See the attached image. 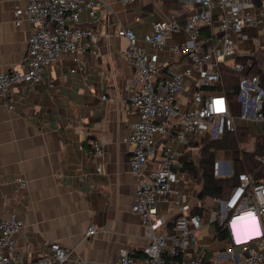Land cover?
<instances>
[{
  "label": "crops",
  "instance_id": "crops-1",
  "mask_svg": "<svg viewBox=\"0 0 264 264\" xmlns=\"http://www.w3.org/2000/svg\"><path fill=\"white\" fill-rule=\"evenodd\" d=\"M106 1L112 9L100 11L96 19L81 13V24L100 32L94 51L81 54L82 69L73 73L71 57L64 55L46 68L42 81L15 84L8 99L0 97V217L14 212L24 220L16 247L19 258L27 264L47 249L46 241L68 247L69 264H116L123 251L142 257L149 241L141 217L132 210L139 179L130 164L134 145L126 141L131 125L140 118L129 100L138 70L125 58L128 41L117 32L132 28L139 45H143V36L151 31L154 21L176 19L185 23L192 7L188 11L167 10L164 0L127 5ZM27 2L0 0V72L21 68L24 63L32 25L25 16L19 26L15 21L16 9L24 8ZM180 2L189 5L192 0ZM212 32L220 34L218 25ZM187 38L184 32L175 33L168 44ZM236 44V53L224 66L238 77L239 72L230 65L239 57H249L264 71L263 23L246 27ZM167 48L160 51L162 64L171 60ZM188 61L184 54L174 60L176 65ZM233 100L236 128L245 127L251 138L248 149L255 148L257 139L264 146L262 126L240 119V107ZM157 138L158 151L146 171L155 167L160 157L161 138ZM95 139L104 143L100 156L91 152ZM196 142L192 145H198ZM197 145L174 144L195 163L201 147ZM238 156L234 150H218L216 159L233 162ZM182 179L185 211L168 203H160L159 210L167 220L165 230L180 213H192L197 208L195 214L203 220L195 233L197 246L190 242L184 257L200 259L202 264H246L243 256L227 253L228 229L227 237L221 238L217 223L210 222L213 198L201 203L200 173L195 177L183 170ZM21 180L27 181L26 187L20 185ZM91 225L97 233L88 236ZM261 249L264 251V245Z\"/></svg>",
  "mask_w": 264,
  "mask_h": 264
},
{
  "label": "built area",
  "instance_id": "built-area-1",
  "mask_svg": "<svg viewBox=\"0 0 264 264\" xmlns=\"http://www.w3.org/2000/svg\"><path fill=\"white\" fill-rule=\"evenodd\" d=\"M118 1L127 5L142 0ZM191 3L193 6L185 23L176 19L154 21L151 31L143 36L145 45H139L132 28L123 27L117 32L128 41L125 58L138 70L131 82L129 100L140 118L131 125L126 141L134 145L130 164L139 179L132 210L141 217L149 241L142 257L123 251L116 264H202L200 259L184 257L190 242L197 246L195 233L202 226V218L195 213H180L171 227L164 230L167 220L159 204L168 203L179 211L187 208L181 168L184 152L176 148L175 143L195 147L197 144L192 145L195 141L218 139L236 129L235 101L222 91L205 87L221 81L220 65H228L227 58L236 53L237 36L246 27L264 25V0L259 3L254 0H192ZM249 5L254 6L248 9ZM104 9H112L106 0H28L24 8H17L16 25L19 26L25 16L32 25V33L22 67L0 72V97L8 99L15 84L42 81L46 68L64 55L71 57L73 73L82 69L81 54L94 51L100 32L97 28L83 26L81 13L85 11L96 19ZM216 25L220 34L210 38L213 45L207 50L203 28L213 29ZM181 32L187 35L186 41L168 44L173 34ZM166 46L171 60L162 64L160 51ZM181 54L188 56L189 61L176 65L174 60ZM230 66L240 74L235 99L240 107L239 118L252 120L264 129V87L259 76L248 75L247 66L240 62L235 61ZM157 135L161 138V154L157 165L146 171L149 160L158 151ZM91 152L102 155L104 143L93 140ZM256 158L264 166V155ZM213 172L218 177L232 176V161L216 159ZM20 185L26 187L27 181L21 180ZM212 200L210 222L219 223L230 232L227 253L243 256L246 264H261L264 261L261 249L264 245V179L255 181L250 174L239 173L237 183L228 194ZM232 219L235 220L233 230L245 231L246 237L233 239L229 229ZM23 226L24 220L17 213L0 217V264H27L19 258L16 247V236ZM96 233L94 225L86 232L88 236ZM45 244L47 249L32 264H69L71 250L68 247L55 241Z\"/></svg>",
  "mask_w": 264,
  "mask_h": 264
},
{
  "label": "trees",
  "instance_id": "trees-1",
  "mask_svg": "<svg viewBox=\"0 0 264 264\" xmlns=\"http://www.w3.org/2000/svg\"><path fill=\"white\" fill-rule=\"evenodd\" d=\"M259 3L260 0H254ZM167 10H187L189 5L180 2V0H164ZM184 16V15H183ZM203 39L205 40V48L208 50L212 46V37L214 34L211 27L203 28ZM237 62L247 66L248 75L259 76L261 84L264 87V71L259 67L258 63L249 57H239ZM221 81L215 85L205 87L206 89L218 90L224 92L230 99H236L239 90V76H235L234 72L224 65H220ZM251 138L245 127L236 128L234 131L226 132L218 139L208 138L200 147V155L197 163L188 156L181 157L182 170H187L193 176L200 173L201 189L199 199L204 204L214 197H224L237 183L239 173L246 172L250 174L255 181L264 179V166L256 158L257 155H264V146L259 139L255 141V148L248 149V143ZM218 150H234L239 156L232 162L233 175L228 177H218L214 175L213 165L216 160ZM200 208V207H199ZM195 208L192 213H195ZM217 233L219 237L225 238L228 235L227 227L217 223Z\"/></svg>",
  "mask_w": 264,
  "mask_h": 264
},
{
  "label": "clouds",
  "instance_id": "clouds-1",
  "mask_svg": "<svg viewBox=\"0 0 264 264\" xmlns=\"http://www.w3.org/2000/svg\"><path fill=\"white\" fill-rule=\"evenodd\" d=\"M256 226H258V227L260 226L259 220H257ZM234 228H235V220L232 219L229 223V229L232 231L233 239H242V238L246 237L245 231H239L238 233H236V231L233 230ZM249 240H246V241H249Z\"/></svg>",
  "mask_w": 264,
  "mask_h": 264
},
{
  "label": "rangeland",
  "instance_id": "rangeland-1",
  "mask_svg": "<svg viewBox=\"0 0 264 264\" xmlns=\"http://www.w3.org/2000/svg\"><path fill=\"white\" fill-rule=\"evenodd\" d=\"M190 6L192 7V6H193V4H192V3H189V7H190ZM202 137H203V136H202ZM201 145H202V142H199L197 146H199V147H200ZM251 149H253V147H251ZM199 186H200V184H199Z\"/></svg>",
  "mask_w": 264,
  "mask_h": 264
},
{
  "label": "snow or ice",
  "instance_id": "snow-or-ice-1",
  "mask_svg": "<svg viewBox=\"0 0 264 264\" xmlns=\"http://www.w3.org/2000/svg\"><path fill=\"white\" fill-rule=\"evenodd\" d=\"M217 103L219 104L220 102L218 101Z\"/></svg>",
  "mask_w": 264,
  "mask_h": 264
}]
</instances>
